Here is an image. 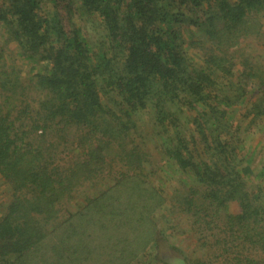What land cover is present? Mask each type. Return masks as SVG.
<instances>
[{"label": "trees", "instance_id": "trees-1", "mask_svg": "<svg viewBox=\"0 0 264 264\" xmlns=\"http://www.w3.org/2000/svg\"><path fill=\"white\" fill-rule=\"evenodd\" d=\"M75 8L104 42L66 28ZM263 18L264 0H0L1 42L30 65L0 47V264H171L176 217L204 254L176 264H264V189L239 139L264 124V55L245 52ZM89 184L105 190L61 219Z\"/></svg>", "mask_w": 264, "mask_h": 264}, {"label": "rangeland", "instance_id": "rangeland-1", "mask_svg": "<svg viewBox=\"0 0 264 264\" xmlns=\"http://www.w3.org/2000/svg\"><path fill=\"white\" fill-rule=\"evenodd\" d=\"M78 8H75L72 17L64 15V13L61 14L62 19H64V24L66 28L68 29V26L66 23H71V26L74 25L77 29L81 31V33L86 38L87 42L90 45H94L98 42H104V34L102 31V25L99 24V20L94 16H89L86 14H82L83 10L79 12L77 10ZM84 13V12H83ZM262 32H264V18L262 19ZM3 31L0 29V47L5 48V53L7 54V60L8 63H15L18 68L21 70V75L27 77L29 75V67L30 65L26 63V61H18L16 58V51L15 46L12 44H8V49L4 46L5 43L1 42ZM246 45H249V49H245V52L251 53L252 56L254 54L259 57L260 55H264V37L261 39L255 40V38L249 39V41L245 42ZM251 45V46H250ZM25 77H23L25 79ZM242 109H236L234 111L233 116V126L234 127H242L244 120L242 118ZM179 116L183 117V112H179ZM142 117L143 120L147 121L146 115L142 114L140 118ZM150 119L147 121V125L149 124ZM146 127V126H145ZM148 127V126H147ZM245 127V126H244ZM245 129V128H244ZM235 131V128L232 129ZM148 131L152 132L151 128L148 129ZM241 134L239 135V139L241 141L240 145L242 146L243 150L241 151V156L244 160L243 164L247 165L250 174L247 178L248 185L252 183L253 184H259L262 189H264V175L260 176L258 179L255 178L260 173V166L261 162H264V124H260L256 126L253 130L249 132V134H244L243 129H240ZM137 143L140 145L141 149L145 150L148 154H156L157 148L154 144H156V141L153 139L146 140L144 139L145 133H139V136H137ZM146 142V143H145ZM154 145V146H153ZM80 149L76 150L75 153L78 155L80 153ZM63 161L68 162L71 160L70 156H64L62 157ZM250 161H249V160ZM249 161V162H247ZM64 164V163H63ZM169 180V185L174 187L177 185V182L175 179L166 178ZM167 185V191L170 190V186ZM102 190H105V186L96 185L91 186L86 185L83 188L79 190L77 194L74 195V199L71 203L63 204L62 205V211L60 212L61 219H64L67 217L68 214L73 213L76 211V207H79L82 204V200H86V198H89L91 195L96 194L97 192H100ZM168 195H171L172 191L168 192ZM9 197V193L7 192V187L5 186L4 180L0 176V216L3 213L4 204L6 203L7 199ZM170 197V196H169ZM79 204V205H78ZM238 208L235 204L229 205V212L231 213H237ZM162 221L161 218H159L156 223ZM162 222H160L161 225ZM188 220L182 217L177 218L175 221V225L172 226L173 228L168 230L166 232V236H169L168 242H160L161 252H162V258L165 259L166 262L171 264H176V261H181L184 257H194L195 253L201 254V256H204L203 253L199 252V249L197 248V243L195 238L189 233V225ZM162 226V225H161ZM160 226V227H161ZM173 235L174 237H171ZM173 247V248H172ZM183 254V256L181 255ZM198 255V256H199Z\"/></svg>", "mask_w": 264, "mask_h": 264}]
</instances>
